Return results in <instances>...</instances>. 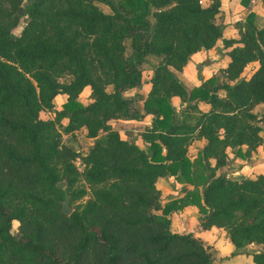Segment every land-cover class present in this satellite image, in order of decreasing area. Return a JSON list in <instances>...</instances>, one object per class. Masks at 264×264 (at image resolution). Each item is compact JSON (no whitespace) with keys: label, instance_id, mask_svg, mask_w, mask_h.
Instances as JSON below:
<instances>
[{"label":"trees","instance_id":"1","mask_svg":"<svg viewBox=\"0 0 264 264\" xmlns=\"http://www.w3.org/2000/svg\"><path fill=\"white\" fill-rule=\"evenodd\" d=\"M219 6L220 0H0V264H211L203 239L171 229L168 214L189 203L206 212L202 228L222 227L236 248L260 243L251 254L264 264V174H215L227 147L249 157L262 142L264 118L252 109L264 103V25L253 11L236 22L237 35L223 39L228 64L201 85L187 88L170 69L215 45ZM19 14L26 21L13 35ZM148 57L153 74L140 107L123 91L142 84ZM251 61L258 66L241 77ZM85 86L87 103L78 98ZM59 93L67 98L54 109ZM173 95L185 102L181 110ZM200 99L208 110L198 108ZM53 109L52 118L40 116ZM145 114H153L142 131L146 149L113 125ZM81 127L93 139L85 151L63 140ZM201 137L206 143L190 160L188 145ZM165 175L195 188L162 204L156 181ZM62 181L69 214L61 211Z\"/></svg>","mask_w":264,"mask_h":264},{"label":"crops","instance_id":"2","mask_svg":"<svg viewBox=\"0 0 264 264\" xmlns=\"http://www.w3.org/2000/svg\"><path fill=\"white\" fill-rule=\"evenodd\" d=\"M210 2L211 0H201L203 5H208ZM249 11L255 13V22L258 26L264 25L263 0H220L219 11L215 15V21L222 28V36L211 48L201 49L192 53L182 69L176 70L170 67L176 77L187 88L205 83L209 77L218 74L219 71L228 64L230 57L222 50L223 39L235 37L237 35L236 22L243 21ZM257 66V61L249 62L242 70L240 76L248 78ZM149 72L150 74L146 79L142 80L141 85L123 91L124 95L134 96L140 107L149 91V79L153 74L152 66ZM110 88V86H107L108 90H110ZM90 91V87L85 86L79 94V100L83 103L90 101ZM218 93L219 95H224L222 89L218 90ZM66 98L67 94L65 93L57 94L54 98V109H60ZM170 102L177 110H181L185 105V102H183L178 95L171 96ZM197 105L198 108L203 111L208 110L210 107L209 103L201 99L198 100ZM54 109L47 110L49 114H52L51 118L54 116ZM252 110L258 117L263 115L264 118V103L261 102L256 104ZM116 120L123 123L122 125H126L125 123L130 124L129 129L126 130L122 127L117 128L114 126L119 131L122 138L131 140L145 149L147 148V142L142 136V131L146 126H151L153 114H145L139 119L118 118ZM67 122L68 118L64 117L62 123L66 124ZM261 125L263 127L261 131L262 142L252 151L251 155L249 157H242L236 155L233 148L227 147V161L224 165L215 170L216 175L224 172L227 176L235 178L242 175L255 177L257 174H264V119L261 121ZM78 132L86 137L88 144L92 143L93 139L86 135L85 127L76 130L74 132L75 137ZM205 143L206 139L203 137L195 138L191 141L187 148V156L190 160H195L198 152L203 148ZM244 149L245 146L242 147V150ZM214 162V159H210L211 165H214ZM156 186L161 191L162 204L169 199L182 196L186 191L195 188V186L189 182L178 181L173 175L158 177ZM198 189L201 193L202 186H199ZM200 201L202 200L200 199ZM205 215L206 212L200 210L198 204L189 203L181 208L172 210L168 214V217L171 220L172 230L183 233L191 232L208 244L210 251L213 253L211 264H255L251 252L261 250L262 245L260 243L250 242L242 247L236 248L229 241L222 227L213 226L209 229H205L200 226V220L204 218Z\"/></svg>","mask_w":264,"mask_h":264},{"label":"rangeland","instance_id":"3","mask_svg":"<svg viewBox=\"0 0 264 264\" xmlns=\"http://www.w3.org/2000/svg\"><path fill=\"white\" fill-rule=\"evenodd\" d=\"M29 2V0H23V5L27 4ZM99 6L105 10V11H109V7L106 4L103 3H98ZM26 21V17L24 16V14H19L18 16V20L17 22L11 26L10 31L13 35L18 34L22 28L23 23ZM129 49L127 48V51ZM154 63V59H152L151 57H148V59L146 61H143V63L141 64V71L143 70V79H146L147 76L150 74V64ZM40 116L42 118H51L52 114L47 111V110H42L40 112ZM114 126H116L117 128L122 127L125 130L129 129L130 124L125 123L126 125H122L123 123L118 122V120L114 119ZM69 134H65L63 133V140L72 145L74 148L85 151L87 150V148L89 147L90 144H88L86 137L78 132V134L76 135V137H71L68 136ZM76 164L78 165L79 168L82 167V165L80 164V161L77 160ZM17 226H18V221L13 220L12 221V226H11V231L12 233H14L15 235H17Z\"/></svg>","mask_w":264,"mask_h":264},{"label":"water","instance_id":"4","mask_svg":"<svg viewBox=\"0 0 264 264\" xmlns=\"http://www.w3.org/2000/svg\"><path fill=\"white\" fill-rule=\"evenodd\" d=\"M64 185H65V181H62V182H59L58 183V186L64 192V198L62 200H60V203H61V211L64 212V213H66V214H69L73 210V208H72V206L70 204L71 195L68 192V190L65 188Z\"/></svg>","mask_w":264,"mask_h":264}]
</instances>
